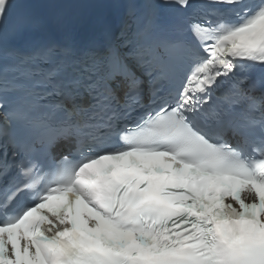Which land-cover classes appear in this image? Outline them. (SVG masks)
Returning a JSON list of instances; mask_svg holds the SVG:
<instances>
[{
  "label": "snow or ice",
  "instance_id": "1",
  "mask_svg": "<svg viewBox=\"0 0 264 264\" xmlns=\"http://www.w3.org/2000/svg\"><path fill=\"white\" fill-rule=\"evenodd\" d=\"M172 5L192 7H157ZM155 18L60 44L36 35L59 21L0 0V149L70 146L0 194V264H264V77L248 75L264 67V0ZM21 192L33 202L13 207Z\"/></svg>",
  "mask_w": 264,
  "mask_h": 264
}]
</instances>
